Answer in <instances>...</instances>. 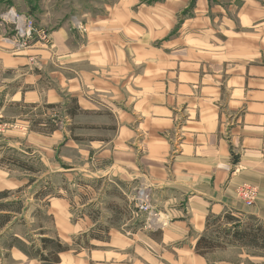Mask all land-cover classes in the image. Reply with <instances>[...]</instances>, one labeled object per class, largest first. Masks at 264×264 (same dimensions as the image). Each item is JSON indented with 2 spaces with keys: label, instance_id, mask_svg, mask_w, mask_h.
I'll use <instances>...</instances> for the list:
<instances>
[{
  "label": "crops",
  "instance_id": "crops-1",
  "mask_svg": "<svg viewBox=\"0 0 264 264\" xmlns=\"http://www.w3.org/2000/svg\"><path fill=\"white\" fill-rule=\"evenodd\" d=\"M81 24L47 26L49 46L0 47V116L17 126L0 134V190L37 188L11 176L8 156L63 176L34 199L29 229L69 247L53 262L13 245L0 264H243L227 259L233 246L202 256L194 245L208 214L264 220V0H116ZM109 183L113 200L148 191L165 226L114 219ZM242 184L257 189L250 206ZM99 223L107 239L76 251Z\"/></svg>",
  "mask_w": 264,
  "mask_h": 264
},
{
  "label": "rangeland",
  "instance_id": "rangeland-1",
  "mask_svg": "<svg viewBox=\"0 0 264 264\" xmlns=\"http://www.w3.org/2000/svg\"><path fill=\"white\" fill-rule=\"evenodd\" d=\"M25 4L24 12H29L35 15V20L37 24L43 27H51V26H59L61 24H69L71 27H77L79 29H84L81 22L88 21L90 19H96L97 17H101L105 14L106 6L113 4L116 0H23ZM6 5V4H4ZM3 6V5H2ZM47 27V28H48ZM49 29V28H48ZM50 31V29H49ZM0 120L6 121L3 117L0 116ZM9 123V127L6 128L3 132L10 128H14L13 126L17 127L16 125ZM3 132L0 131V134ZM11 153V152H10ZM10 157V156H8ZM7 157V160H8ZM6 158V157H5ZM4 158V159H5ZM18 159V158H16ZM24 159V160H23ZM26 156H21L19 160L24 161L26 164H29L26 161ZM4 161V160H3ZM0 163L2 162V158L0 159ZM5 163H10L9 161L5 160ZM12 164V163H11ZM31 165V164H29ZM2 166V165H1ZM15 168H12V171H9L11 176H18V172H24L25 174L29 175L28 182H34L37 188H25L23 186L17 190H9V194L5 200L3 201H10V200H20L21 205L19 210L16 212H11V220L7 227L3 229L1 232L3 235L0 237V261L4 262L7 259V252L6 249L10 246V244L14 243H39L35 241V238H40L37 233L31 232L29 229V223L33 215L37 214V220L40 221V209L35 207L34 199L42 200L40 205L45 203V198L43 197L45 191L50 190L51 186L59 187L60 185L65 184L67 185L65 178L57 176V175H50L44 173L41 165L36 164L34 167L37 169L35 172H30L28 170H24L23 168L13 164ZM106 185V184H105ZM108 185V184H107ZM109 187L105 189V193L107 198L104 201V208L111 212L114 219H121V218H129L131 211L129 209L130 200L134 197L138 190L134 191L131 195L130 199L123 198V199H111L112 196H119L120 193L119 189L114 186V184L109 183ZM51 188V189H50ZM2 191V190H0ZM55 193V192H54ZM237 193V192H236ZM237 195V194H236ZM37 197V198H36ZM238 200L243 203V201L237 195ZM109 198V199H108ZM115 203V204H114ZM244 204V203H243ZM241 207H244L242 204H239ZM245 205V204H244ZM247 206V205H245ZM95 211V209H94ZM232 214L236 215L237 217L244 219L247 213L238 211V210H228ZM159 212V211H157ZM160 213V212H159ZM216 215V214H214ZM164 217L163 214L160 215ZM223 225L220 222H211L209 229L206 230L205 235L212 237L214 239L217 238V231L219 230L218 227H222ZM159 230V229H158ZM18 240V241H17ZM230 250L227 251L226 256L229 260H236L241 259L243 264H264V252L260 250H255L252 248H246L237 245H230ZM229 247V246H228ZM214 262V261H213Z\"/></svg>",
  "mask_w": 264,
  "mask_h": 264
},
{
  "label": "trees",
  "instance_id": "trees-1",
  "mask_svg": "<svg viewBox=\"0 0 264 264\" xmlns=\"http://www.w3.org/2000/svg\"><path fill=\"white\" fill-rule=\"evenodd\" d=\"M77 109L78 107L75 105L72 109H67V114L73 115ZM51 129H53V126ZM8 161L30 172H35L37 170L32 165L26 164L24 161L13 157H8ZM8 194V190L0 191V237L3 235L1 231L7 227L11 220V212L19 210L21 205L20 200L3 201L5 200L3 198H6ZM45 194L56 195L57 193H54L51 189V191H45ZM211 222H220L223 226L218 227L219 230L217 231L216 239L206 235H201L197 238L194 245L197 254L203 256L217 249H226L230 245L252 248L264 252V220L256 215L246 214L244 219H241L231 212L224 210L218 215H207L205 224L206 230L209 229ZM107 232V226L101 223L97 224L95 228L88 233L74 240L76 251H79L81 248H87L90 239H107ZM33 242L29 244V250L32 255L43 261L58 262V254L69 249L67 245L61 244L59 240L54 237L43 236L40 237L39 243ZM13 245L26 246V243L13 242L9 247Z\"/></svg>",
  "mask_w": 264,
  "mask_h": 264
},
{
  "label": "built area",
  "instance_id": "built-area-1",
  "mask_svg": "<svg viewBox=\"0 0 264 264\" xmlns=\"http://www.w3.org/2000/svg\"><path fill=\"white\" fill-rule=\"evenodd\" d=\"M0 47L13 52L23 51L35 43L49 46L51 43L50 31L47 27L37 24L33 14L20 11L15 5L6 4L0 7ZM10 125L0 120V131L3 132ZM15 127V126H13ZM237 195L247 206L254 203L257 189L248 184L240 185ZM130 200L131 215L141 219L142 227L146 230L156 231L165 226V220L151 204L150 193L139 189Z\"/></svg>",
  "mask_w": 264,
  "mask_h": 264
},
{
  "label": "bare ground",
  "instance_id": "bare-ground-1",
  "mask_svg": "<svg viewBox=\"0 0 264 264\" xmlns=\"http://www.w3.org/2000/svg\"><path fill=\"white\" fill-rule=\"evenodd\" d=\"M162 218H164V217H162Z\"/></svg>",
  "mask_w": 264,
  "mask_h": 264
}]
</instances>
